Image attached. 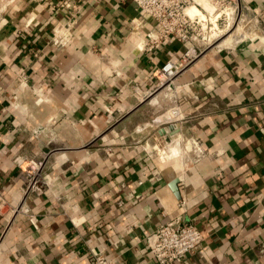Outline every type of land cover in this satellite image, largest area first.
I'll return each instance as SVG.
<instances>
[{"label":"crops","instance_id":"0c3cea01","mask_svg":"<svg viewBox=\"0 0 264 264\" xmlns=\"http://www.w3.org/2000/svg\"><path fill=\"white\" fill-rule=\"evenodd\" d=\"M247 1L264 23V0ZM61 3L69 8L51 9ZM71 17L73 41L57 50L52 28ZM133 21L141 34L152 27L131 0H21L6 13L0 193L10 205L19 203L24 174L16 159L34 155H46L49 188L26 201L37 229L23 215L0 216V264H91L100 251L117 264H155L145 238L181 215V206L183 221L197 225L203 242L179 264H264L258 254L264 242V42L194 61L167 95L168 109L178 105L180 114L160 115L166 106L159 100L161 111L151 118L146 93L160 68L184 50L173 39L156 52L137 50ZM101 54L115 66L107 67ZM20 74L27 79L23 88ZM178 133L197 139L206 156L183 169H164L170 159L163 140ZM144 141L161 154L159 180ZM174 177L179 197L169 187Z\"/></svg>","mask_w":264,"mask_h":264},{"label":"built area","instance_id":"2783aa9c","mask_svg":"<svg viewBox=\"0 0 264 264\" xmlns=\"http://www.w3.org/2000/svg\"><path fill=\"white\" fill-rule=\"evenodd\" d=\"M21 0H0V25L4 22L8 11L15 10ZM141 17L148 19L151 28L141 34L140 27L133 21L134 47L145 53L156 52L163 47L168 40H175L183 47V54L177 62L167 61L159 70L163 80H171L180 75L184 69L194 61L200 59L209 51L221 52L235 49L241 42L231 47H220L228 36L236 34L238 25L243 23V29L247 36L255 34L264 37V23L262 14L258 7L252 6L247 0H131ZM200 1V2H199ZM69 8L67 3L57 4L51 7L52 10ZM194 8L193 14L188 9ZM74 11V8H72ZM73 17V16H72ZM67 19L66 22H56L52 28L50 42L57 50L69 47L73 41L74 19ZM230 17H233L230 20ZM230 21L232 24H230ZM241 26V25H240ZM248 42H252L249 41ZM141 47H138V43ZM208 51V52H207ZM107 67H114L109 56L101 54L99 58ZM177 78V77H176ZM175 78V80H176ZM20 87L27 85L24 74L18 75ZM174 80V81H175ZM160 81V79H159ZM175 90V88H173ZM146 93L147 97L152 92ZM37 97V103L42 102L43 96L33 90ZM135 93H138L134 89ZM175 116L180 114L179 106L171 110ZM191 143L193 150L188 153L187 164L202 160L206 155L201 143L194 138H187L186 143ZM46 155H34L28 159L17 158L18 165H21L24 174V184L21 190V198L15 206L10 205L0 193V216L11 220L18 216L27 217L29 223L37 229V219L26 204V201L33 196L46 194L49 188V181L45 179L44 161ZM185 166V167H186ZM161 177L158 170L157 180ZM118 204H121L119 201ZM181 215L158 226L145 238L149 254L155 264H179L189 254L199 251L203 242V235L197 225L184 222ZM183 209V210H182ZM116 247V243L113 245ZM258 254L264 256V242L259 244ZM91 264H117L114 259L108 258L104 252L92 254Z\"/></svg>","mask_w":264,"mask_h":264},{"label":"rangeland","instance_id":"374dc122","mask_svg":"<svg viewBox=\"0 0 264 264\" xmlns=\"http://www.w3.org/2000/svg\"><path fill=\"white\" fill-rule=\"evenodd\" d=\"M241 25V27L242 26H244L243 25V23H241L240 24ZM242 29H243V27H242ZM246 34V31H245V29H243V31H241L240 32V35H245ZM246 37V36H245ZM248 42V39H246L245 41H242L241 43L243 44V43H247ZM208 52V51H207ZM210 52V51H209ZM179 75H177L176 77H178ZM175 77V78H176ZM175 78H173V79H171V80H163V78H161L160 77V75H157V78H156V81H155V90L152 92V95L149 97V101H151V105H152V108H149V116L151 117V118H157V116H158V112H160L161 110H159L158 111V103H159V100H160V102L162 101V103L160 104V105H162L163 103H165V106L168 104L167 102H168V100H169V98L170 97H168L167 95L169 94L170 96H172L173 94H174V89H173V87H174V84H175ZM159 79H160V81H159ZM173 93V94H172ZM158 94L160 95L159 97H158ZM156 97H158V98H156ZM154 98V99H153ZM155 100V101H153V100ZM172 109L171 108H169L168 109V107L166 106V109L164 110V111H162L161 113H160V115L162 114L163 115V113L165 112H167L168 114H169V118H174L175 116L173 115V114H171L172 113V111H171ZM172 115L174 116V117H172ZM171 116V117H170ZM139 131H141V130H138V132ZM174 136V135H173ZM172 136V137H173ZM187 138L188 137H186V136H184V135H182V138H181V141L180 142H182L181 143V145H182V147H183V149L185 148V143L187 142ZM164 141V146H162V147H166V149H168V147L170 146L169 144H171V141H172V139L171 138H167L166 140H163ZM148 143L150 144V142L148 141ZM147 141L145 142H142L141 143V145L143 146V148L151 155V157H152V159L154 160V162H155V164L159 167V161H160V152H159V150L158 149H156V150H154V151H152V152H150L149 150H148V147H147ZM103 149H107L108 148V146L106 147V146H104V147H102ZM188 151V150H187ZM169 154V158H172V156H173V154L170 152V153H168ZM188 155V154H187ZM183 157V156H182ZM186 157V156H185ZM174 158V157H173ZM172 158V159H173ZM187 159V158H186ZM182 167V165H180L179 164V167H177V168H175V169H172V170H177V169H180ZM160 168V167H159ZM169 169V168H168ZM160 172V171H159ZM168 172H169V170H168ZM168 172H166V174L168 173ZM161 173V172H160ZM163 173V172H162ZM164 174V173H163Z\"/></svg>","mask_w":264,"mask_h":264},{"label":"bare ground","instance_id":"6f19581e","mask_svg":"<svg viewBox=\"0 0 264 264\" xmlns=\"http://www.w3.org/2000/svg\"><path fill=\"white\" fill-rule=\"evenodd\" d=\"M200 2V1H199ZM196 10L194 8H190L188 9V13L191 15L195 12ZM233 17H230V20H232ZM230 24H232V22L230 21ZM236 34L233 33L232 35L228 36L223 42L220 43V47H231L233 46L235 43H239V42H242V41H245L247 38H249V41H260V42H264V37L262 35H259V34H255L254 36H247L246 34L245 35H240V32L243 31L242 27L240 25H238L237 29H236ZM246 36V37H245ZM138 47H141V43L138 42ZM172 114L174 115V113L172 112ZM180 134H175L173 137H172V141H171V144H169L170 146L168 147V149H166V153L169 156L168 153H172L173 156L172 158H169L170 161L168 162V165L167 167H165L164 169H167V168H170V169H175L177 167H179V164L182 165L181 169H183V167L186 166L187 164V154L189 152H191L193 150V146L188 149V151L186 150V148H182L181 147V142H180ZM191 144V143H190ZM159 145V144H158ZM166 148V147H165ZM186 150V151H185ZM183 156V157H182ZM156 167L159 169L160 171V168L156 165ZM168 171V170H166ZM175 179V177L173 178ZM172 179V180H173Z\"/></svg>","mask_w":264,"mask_h":264},{"label":"water","instance_id":"95a60500","mask_svg":"<svg viewBox=\"0 0 264 264\" xmlns=\"http://www.w3.org/2000/svg\"><path fill=\"white\" fill-rule=\"evenodd\" d=\"M178 183L179 179L175 178L169 182V187L173 191L176 197H179V192H178Z\"/></svg>","mask_w":264,"mask_h":264}]
</instances>
